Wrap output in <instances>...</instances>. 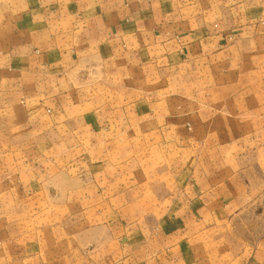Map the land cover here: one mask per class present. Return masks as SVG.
<instances>
[{"label": "crops", "instance_id": "obj_1", "mask_svg": "<svg viewBox=\"0 0 264 264\" xmlns=\"http://www.w3.org/2000/svg\"><path fill=\"white\" fill-rule=\"evenodd\" d=\"M252 1L0 0V264H264Z\"/></svg>", "mask_w": 264, "mask_h": 264}, {"label": "rangeland", "instance_id": "obj_2", "mask_svg": "<svg viewBox=\"0 0 264 264\" xmlns=\"http://www.w3.org/2000/svg\"><path fill=\"white\" fill-rule=\"evenodd\" d=\"M259 1H264V0H253L252 1V3H258ZM11 232H14V231H9V230H7V236L11 233ZM29 232H34V231H28V242L29 243H31V242H34V237H35V235H34V233H32L31 235L29 234ZM9 237L10 236H8L7 237V253L10 251V252H14L15 251V249H17V251L16 252H18V253H16V256L14 257V258H11L8 262H7V264H19V262H17V260H18V258L17 257H19V245H17V246H12V245H9L8 244V239H9ZM22 248H23V250L24 251H27V252H29L28 254L30 255V253H35V246H33V245H28V248H26L25 247V245L24 246H22ZM65 247H62V249H64ZM28 264H37L36 262H35V260L34 259H29V262H28Z\"/></svg>", "mask_w": 264, "mask_h": 264}]
</instances>
